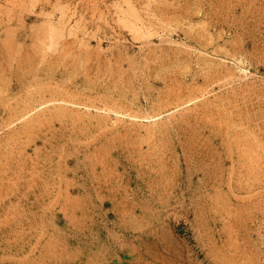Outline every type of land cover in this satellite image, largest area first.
<instances>
[{
  "label": "rangeland",
  "instance_id": "1",
  "mask_svg": "<svg viewBox=\"0 0 264 264\" xmlns=\"http://www.w3.org/2000/svg\"><path fill=\"white\" fill-rule=\"evenodd\" d=\"M0 264H264V0H0Z\"/></svg>",
  "mask_w": 264,
  "mask_h": 264
}]
</instances>
